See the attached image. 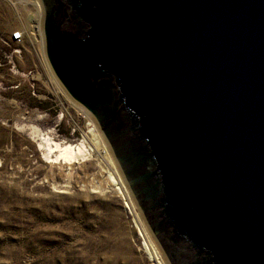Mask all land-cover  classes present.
Masks as SVG:
<instances>
[{"label":"water","instance_id":"obj_1","mask_svg":"<svg viewBox=\"0 0 264 264\" xmlns=\"http://www.w3.org/2000/svg\"><path fill=\"white\" fill-rule=\"evenodd\" d=\"M166 264H264V0H38Z\"/></svg>","mask_w":264,"mask_h":264},{"label":"rangeland","instance_id":"obj_2","mask_svg":"<svg viewBox=\"0 0 264 264\" xmlns=\"http://www.w3.org/2000/svg\"><path fill=\"white\" fill-rule=\"evenodd\" d=\"M40 19L38 0H0V264H165L101 150L70 163L44 157L42 137L92 143L90 118L48 68Z\"/></svg>","mask_w":264,"mask_h":264},{"label":"bare ground","instance_id":"obj_3","mask_svg":"<svg viewBox=\"0 0 264 264\" xmlns=\"http://www.w3.org/2000/svg\"><path fill=\"white\" fill-rule=\"evenodd\" d=\"M20 1L26 2V0H20ZM36 27H38V28H36V30L38 29V31H39V23H38V25H36ZM87 124L90 125L88 130L90 131V135H91L89 140L92 143V147H89V145H87V143L83 139L78 141L75 144H71V143H58L55 141H51L50 138H48V137H42V140L44 142V151H43L44 157L49 162H53V163L57 162V161L62 162V163H70V162H74V161L85 160L86 155L89 154V152L92 151L93 149L101 150L103 152V157L105 158V160L109 163L110 167L112 168L111 172L107 173L108 181H110L111 184L114 185L115 188L118 189L119 191L122 190V191L126 192L124 184H123L122 179L120 177V174H119V172H118V170H117V168H116V166H115V164H114V162H113V160L109 154V151L106 147V144L104 143V141L101 140V136L98 133V131L95 127V124L93 123L92 120H91V122H88ZM142 244H143V248H144L145 252L148 254V257L150 259L159 260L160 256H159L157 250L154 248L152 242H150V241L144 242L143 241ZM160 264H162V263L160 262Z\"/></svg>","mask_w":264,"mask_h":264},{"label":"built area","instance_id":"obj_4","mask_svg":"<svg viewBox=\"0 0 264 264\" xmlns=\"http://www.w3.org/2000/svg\"><path fill=\"white\" fill-rule=\"evenodd\" d=\"M22 37H23V33L19 29L12 31L9 36L11 40H16V41L22 39Z\"/></svg>","mask_w":264,"mask_h":264}]
</instances>
